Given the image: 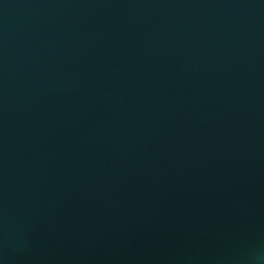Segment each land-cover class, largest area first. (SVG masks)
<instances>
[{
	"label": "water",
	"instance_id": "1",
	"mask_svg": "<svg viewBox=\"0 0 264 264\" xmlns=\"http://www.w3.org/2000/svg\"><path fill=\"white\" fill-rule=\"evenodd\" d=\"M0 264H264V0H0Z\"/></svg>",
	"mask_w": 264,
	"mask_h": 264
}]
</instances>
